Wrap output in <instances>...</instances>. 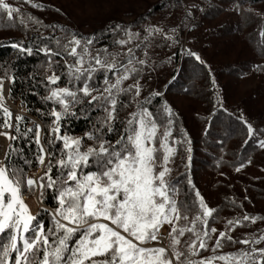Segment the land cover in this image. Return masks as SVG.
I'll return each mask as SVG.
<instances>
[{
  "label": "snow or ice",
  "instance_id": "obj_1",
  "mask_svg": "<svg viewBox=\"0 0 264 264\" xmlns=\"http://www.w3.org/2000/svg\"><path fill=\"white\" fill-rule=\"evenodd\" d=\"M234 2V12L260 21L261 58L248 71L264 73V4L257 13L245 9L242 0ZM23 3L38 12L49 10L41 0ZM201 4L177 0L183 19L170 27L133 31L132 25L116 22L85 35L0 0V15L26 35L6 44L13 50L11 59H0V264H264V230L233 235L264 224V215L246 210L248 195L239 202L226 197L225 206L237 214L224 219L223 230L210 226L221 219L223 209L210 206L193 180V140L176 106V97L187 96L195 86L171 93L179 78L175 59L184 55L210 84L218 106L213 110L233 115L224 106L211 63L185 47L182 33L197 28L196 14L205 11ZM51 10L62 14L61 7ZM29 31L33 35L27 36ZM106 35L110 44L102 43ZM155 37L160 38L156 44ZM159 44L176 49L167 55V83L153 75L157 69L149 49ZM33 56L46 63L40 76L18 69L22 58ZM238 75L243 78L247 71ZM18 85L25 90L18 91ZM17 95L23 111L8 104ZM29 95L40 107H28ZM25 111L35 112L40 122ZM80 119L87 129L77 135L70 125ZM212 119L210 112L202 135H211ZM235 119L244 133L241 143L254 141L264 152V129L243 111ZM223 146L222 138L221 153ZM234 156L226 165L229 172L220 171V176L241 174L253 162L246 154ZM214 159L217 169L225 164L222 154ZM33 168L40 174L29 175ZM25 191L38 192V202L50 192L55 207L34 212ZM164 225L170 229L167 244L159 246ZM186 233L189 238L182 244ZM236 244L241 247L235 251H219ZM209 248L212 255H201Z\"/></svg>",
  "mask_w": 264,
  "mask_h": 264
},
{
  "label": "trees",
  "instance_id": "obj_2",
  "mask_svg": "<svg viewBox=\"0 0 264 264\" xmlns=\"http://www.w3.org/2000/svg\"><path fill=\"white\" fill-rule=\"evenodd\" d=\"M8 2L12 3L14 6H19L22 9V12H31L33 15L41 17L45 22L60 21L65 26L78 30L85 35L93 32H84L70 24L63 23L57 18L48 21L36 10L31 9L28 5L24 4L23 0H8ZM242 4H245V6L247 4H251L261 9L262 4H264V0H242ZM45 5L49 9L53 6L46 3ZM110 22L96 28L94 31L103 29L106 25L111 24ZM259 26L260 21L255 16L248 17L246 15H240V24L238 25L232 22H227L221 26V28L225 31L224 36L241 35L243 37L242 39L245 47L244 52L247 53L246 58L243 56L239 57V61H237L236 65L231 68L225 67L221 71L214 69V73L219 79V86L224 94V106L228 109L229 113H233L231 117L224 112L213 110L214 107H218L216 106V98L213 94V90L210 84L200 78L203 73L195 67L190 58L186 57L183 59L185 64L182 66L183 68L180 72L177 69L179 72V78L177 79L175 86L171 88V93L175 94L180 92L181 87L187 90L190 86L194 85L195 87L188 95L196 101H199L204 108V115H198L196 119L190 121L183 114L182 123L186 130L189 131L193 140V180L197 183V186L201 189L202 194L205 195L206 199L211 202L210 206H220L223 209L220 213L221 219L215 224L210 223V226L217 227L219 230H223L224 219L231 218L233 215L237 214L238 211L225 206L226 197L235 198L239 202L243 195H248L251 203H247L245 205L246 210L252 212L253 214L263 215L259 209L258 203L260 201H264V176L253 177L249 173L245 172L238 174L237 179L234 182H231L229 178L226 179L225 177L220 176V171H224L226 174L229 172L230 169L226 165L227 163L234 161L236 158L234 154H236V156L240 154L251 156L253 162L250 166L253 169H260L264 167V152H261V150L256 147L254 141H249L247 145H243L241 143L244 133L241 126L235 119V113L243 111L246 116L250 117L251 122L255 126L264 129V73L257 72L258 83L251 91L239 95L232 94V92L238 87V80L240 78L238 74L241 72H248L254 63L260 62L261 42L256 35ZM31 35H33V33L29 31L27 36ZM25 38V32L18 24L11 23L7 20L5 15H0V59H11L13 55V50L6 46L8 42L13 39ZM102 43L110 44L111 38L106 35ZM96 46L99 47V44ZM114 49L115 48H110L109 51H113ZM179 58L180 54L177 56V60H179ZM69 62H71V58H69ZM18 69L21 73L31 72L40 76L46 71V63L42 57H24L18 62ZM62 70V68L57 69V72L59 73ZM223 71L235 79L229 83L231 89L230 92H228V84L222 80L223 78L221 75ZM97 79H100L99 74L97 75ZM24 90L25 86L18 85V91ZM27 98L30 102L28 107H40V102L36 97L29 95ZM11 101L17 103V105L23 110L21 97L19 95ZM234 101H237V104H235ZM210 112L213 117L210 121L213 124V127L210 130L211 135L204 136L201 134V129L205 127V121L208 120ZM24 115L30 117L32 121L38 120L40 122V118L35 112L25 111ZM70 128L73 133L79 135L87 129V122L83 119L74 120L70 125ZM222 138L224 140L223 153H221L220 150V141ZM221 154L224 156L225 164H222L220 168L217 169L213 166L215 163L214 158ZM34 170L37 169L33 168L31 171ZM180 170H183L182 166ZM173 174H175V172ZM206 176H215V180L206 181ZM229 184H231V187H229ZM244 189H247V192H245ZM26 193H28V191H25V194ZM180 198L182 199L183 196ZM42 203L44 205L42 207L45 208L55 207V201L50 192L45 193V199ZM41 218L47 222L48 218L46 215H42ZM261 225L264 226V224ZM257 227L264 230V228L259 226L258 222L256 226H249L248 229L235 230L233 233L234 238L242 237L248 231H255ZM188 238V234L186 233L185 236L181 238L182 244L183 241ZM211 243L212 242L210 241L209 244L211 245ZM240 247L241 245L239 244L225 245L224 248L219 251H235ZM201 255H212L211 249L209 248L208 251H202ZM193 258L199 259V256Z\"/></svg>",
  "mask_w": 264,
  "mask_h": 264
},
{
  "label": "rangeland",
  "instance_id": "obj_3",
  "mask_svg": "<svg viewBox=\"0 0 264 264\" xmlns=\"http://www.w3.org/2000/svg\"><path fill=\"white\" fill-rule=\"evenodd\" d=\"M41 1L49 5L61 7L62 14H57L51 9L46 12H38L36 10L46 20L50 21L57 18L63 23L70 24L88 33H91L96 28L103 26L110 21V23L119 22L122 24H130L133 26V31H142V29L149 25H165L170 27L179 24L183 19L182 10L177 6V0ZM185 2H187V0H180V3ZM201 6L204 7L205 11L196 14L197 28L194 30L186 29L182 33L187 40L185 47H190L192 50L200 52V54L211 63L213 69L221 71L225 67H233L236 65V62L239 61V57L243 56L246 58L247 53L244 52L245 47L243 44V37L241 35L224 36L225 31L221 26L227 22H232L237 25L240 24V15L244 16V14L233 11L236 7L234 0H202ZM242 6L245 9L251 8L256 12L260 11L257 6L255 7L251 4H247L246 6L245 4H242ZM159 40V37H155L153 43L156 44ZM117 50L119 49L115 48L113 51ZM171 51H176V49L173 48L170 50L162 44L149 49V55L155 62L157 69L153 75H159L162 83H167L168 80L171 79V77L168 76V73L171 71V66L167 64V55H169ZM184 58H186V56L180 55L179 60H177V57L175 59L174 66L179 72L185 64V61L183 60ZM179 72L177 71V76ZM165 77L168 79H165ZM221 77L223 78V82L225 81L228 84V92H230L231 89L229 83L235 79L230 77L224 71L222 72ZM141 83H143V81H141ZM257 83V72L248 71L245 77L239 78L238 87L232 92V94H245L251 91ZM8 104L14 111L15 109H17V111H23L17 103L12 102L11 100L8 101ZM235 104H237V101ZM176 106L183 112L189 121L196 119L198 115L201 116V114H205L204 108L199 101H196L189 95L184 96L183 93L176 97ZM35 121L39 122L38 120ZM245 172L253 177L264 176V167L253 169L249 165L243 173ZM33 174L39 175L40 172L38 169L29 172V175ZM237 176L238 174L232 172L231 176L228 178L231 182H234L237 179ZM205 180H215V176H206ZM24 195L27 197L25 202L34 212H37L40 207L44 206L42 202H38V192H28L26 194L24 193ZM258 206L264 215V201H260ZM259 226L264 228L260 223ZM169 230L170 229L167 225L162 226L161 235L163 240L160 242L159 246H166L167 233ZM153 243L155 242L150 243L149 246H152Z\"/></svg>",
  "mask_w": 264,
  "mask_h": 264
},
{
  "label": "built area",
  "instance_id": "obj_4",
  "mask_svg": "<svg viewBox=\"0 0 264 264\" xmlns=\"http://www.w3.org/2000/svg\"><path fill=\"white\" fill-rule=\"evenodd\" d=\"M0 147H2V144H0ZM24 199L27 200V197L24 195Z\"/></svg>",
  "mask_w": 264,
  "mask_h": 264
},
{
  "label": "water",
  "instance_id": "obj_5",
  "mask_svg": "<svg viewBox=\"0 0 264 264\" xmlns=\"http://www.w3.org/2000/svg\"><path fill=\"white\" fill-rule=\"evenodd\" d=\"M15 111H17V109H15Z\"/></svg>",
  "mask_w": 264,
  "mask_h": 264
},
{
  "label": "bare ground",
  "instance_id": "obj_6",
  "mask_svg": "<svg viewBox=\"0 0 264 264\" xmlns=\"http://www.w3.org/2000/svg\"><path fill=\"white\" fill-rule=\"evenodd\" d=\"M35 204V203H34Z\"/></svg>",
  "mask_w": 264,
  "mask_h": 264
}]
</instances>
